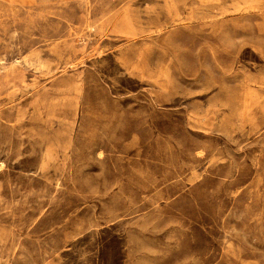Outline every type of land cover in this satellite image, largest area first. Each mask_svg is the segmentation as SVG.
I'll use <instances>...</instances> for the list:
<instances>
[{
    "label": "rangeland",
    "instance_id": "obj_1",
    "mask_svg": "<svg viewBox=\"0 0 264 264\" xmlns=\"http://www.w3.org/2000/svg\"><path fill=\"white\" fill-rule=\"evenodd\" d=\"M0 264H264V0H0Z\"/></svg>",
    "mask_w": 264,
    "mask_h": 264
},
{
    "label": "crops",
    "instance_id": "obj_2",
    "mask_svg": "<svg viewBox=\"0 0 264 264\" xmlns=\"http://www.w3.org/2000/svg\"><path fill=\"white\" fill-rule=\"evenodd\" d=\"M199 132H200V130H198ZM241 132V131H240ZM239 132V133H240ZM238 133V134H239ZM212 135H214V136H217V137H220V138H223V136H224V134H222V133H213ZM228 136V135H227Z\"/></svg>",
    "mask_w": 264,
    "mask_h": 264
}]
</instances>
